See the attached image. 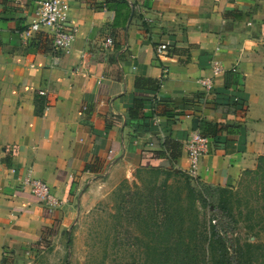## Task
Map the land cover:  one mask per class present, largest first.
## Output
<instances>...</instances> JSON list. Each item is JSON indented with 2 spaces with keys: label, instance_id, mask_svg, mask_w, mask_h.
Returning a JSON list of instances; mask_svg holds the SVG:
<instances>
[{
  "label": "crops",
  "instance_id": "crops-1",
  "mask_svg": "<svg viewBox=\"0 0 264 264\" xmlns=\"http://www.w3.org/2000/svg\"><path fill=\"white\" fill-rule=\"evenodd\" d=\"M39 1L0 0V264L28 259L56 222L63 235L76 198L107 174H188V141L203 123L224 130L197 184L235 186L264 155V0H69L70 54L48 31L22 37ZM137 100L144 107L131 118ZM28 178L60 206L43 204Z\"/></svg>",
  "mask_w": 264,
  "mask_h": 264
},
{
  "label": "rangeland",
  "instance_id": "rangeland-1",
  "mask_svg": "<svg viewBox=\"0 0 264 264\" xmlns=\"http://www.w3.org/2000/svg\"><path fill=\"white\" fill-rule=\"evenodd\" d=\"M257 164L249 170H255ZM261 173L246 175L244 171L238 183L228 187L233 190L229 206L234 208L235 218L225 216L218 209L216 201L207 195V187L191 183L207 199V208L200 209L201 218L209 225L218 226L231 251L246 243L258 246L256 261L264 264V178ZM166 178L163 171L154 174L146 170L136 171L133 178L105 175L93 189L86 190V197L79 201L76 198L70 225L63 235H58L53 248L37 250L20 264H143L148 255L147 236L135 206L148 200L150 194L158 195ZM168 185L174 190L183 189L185 180L172 176Z\"/></svg>",
  "mask_w": 264,
  "mask_h": 264
},
{
  "label": "trees",
  "instance_id": "trees-1",
  "mask_svg": "<svg viewBox=\"0 0 264 264\" xmlns=\"http://www.w3.org/2000/svg\"><path fill=\"white\" fill-rule=\"evenodd\" d=\"M226 80L225 90H228L232 85L231 74L227 75ZM229 102L238 110H247L241 98L232 100L229 97ZM143 107L144 101L137 100L135 108L130 111V117L139 118ZM223 130L224 127L219 123H203L198 131L203 137L210 139L211 145V139H215ZM172 144L173 141L166 142L168 148ZM172 154V159H175L177 155L173 151ZM258 159L256 169L246 170V175L262 171L260 175L264 178V155H260ZM160 171L162 172L158 169L149 170L154 174L161 173ZM163 172L168 178L163 188L159 187L158 195L150 194L148 200H142L135 206L147 236L145 250L148 255L143 264H259L256 261L258 246L246 243L231 251L226 236L218 226L212 223L209 225L206 219L201 218L200 209L207 208V199L195 189L188 174L173 169ZM172 176L185 180L183 189L174 190L168 185L169 177ZM205 187L208 188L207 195L216 201L218 209L225 216L235 218L234 208L229 206L233 190L220 186ZM60 226L56 222L52 228L43 229L41 241L35 245L36 251H49L53 248Z\"/></svg>",
  "mask_w": 264,
  "mask_h": 264
},
{
  "label": "built area",
  "instance_id": "built-area-1",
  "mask_svg": "<svg viewBox=\"0 0 264 264\" xmlns=\"http://www.w3.org/2000/svg\"><path fill=\"white\" fill-rule=\"evenodd\" d=\"M70 5L69 0H41L38 3V19L28 26L22 33L25 41L31 40L37 33L48 31L53 38V46L57 53L70 54L72 45L76 36V30L69 24ZM168 50L166 45L158 47V53L163 54ZM216 73L220 72L216 68ZM201 84L207 89H213V83L210 79L201 81ZM40 95H46L41 91ZM210 139L205 138L199 131H194L188 141L187 150L189 152L191 169L188 173L192 180L198 177V169L201 159L209 152ZM16 173V170L12 171ZM23 186H30L31 192L43 204L48 205L50 210H55L61 204V201L52 193L51 188L44 182L26 179Z\"/></svg>",
  "mask_w": 264,
  "mask_h": 264
}]
</instances>
